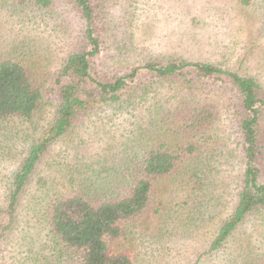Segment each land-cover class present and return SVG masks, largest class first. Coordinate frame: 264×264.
Returning <instances> with one entry per match:
<instances>
[{"label": "rangeland", "instance_id": "rangeland-1", "mask_svg": "<svg viewBox=\"0 0 264 264\" xmlns=\"http://www.w3.org/2000/svg\"><path fill=\"white\" fill-rule=\"evenodd\" d=\"M52 1L49 8L33 9L0 0V55L23 60L46 79L42 105L30 122L11 118L0 124V206L30 139L50 122L58 101L48 75L69 53L85 45L76 6L69 0ZM90 1L99 43L91 65L98 76L123 75L151 61L207 62L253 78L264 96V0ZM149 78L140 75L142 82ZM205 82L208 87L195 90L179 89L170 82L150 84L146 95L133 102L85 116L51 147L40 165L38 172L46 185L24 195L19 221L0 242V264H46L51 247L34 203L37 197L66 184L64 173L73 169L90 174L120 166L123 151L147 143L152 107L164 112L180 100L197 103L204 98L216 108L210 138L200 146L201 155L195 161L199 180L185 178L186 185L177 177L174 184V194L177 191L180 201L189 205L173 224H167V218L143 215L141 221L127 227L114 249L128 253L133 264H252L260 258L264 254V211L245 218L223 248L212 255L204 252L215 226L236 202L244 167L230 106L220 105L224 98L221 86L218 81ZM156 126L159 128L157 122ZM260 163L264 180V160ZM171 184L159 179L154 188L159 194L163 193L161 185Z\"/></svg>", "mask_w": 264, "mask_h": 264}, {"label": "trees", "instance_id": "trees-1", "mask_svg": "<svg viewBox=\"0 0 264 264\" xmlns=\"http://www.w3.org/2000/svg\"><path fill=\"white\" fill-rule=\"evenodd\" d=\"M12 1L16 6L33 9H45L53 4L52 0ZM69 2L76 6L83 21L85 45L69 53L58 69L48 75L58 92V101L50 122L30 139L26 154L7 183L0 206V242L19 221L26 192L41 191L46 185V179L38 171L51 147L72 132L85 116L104 107H121L125 102H133L146 95L150 84L170 82L179 89L195 90L208 87L209 83L204 80H210L218 81L217 86H221L224 98L220 105L230 106L231 123L239 132L244 154L236 202L227 217L215 226L204 251L212 255L225 246L245 218L264 211L260 163L264 160L261 86L251 77L220 66L184 60L151 61L123 75L98 76L91 65L99 50L94 6L90 0ZM141 74L150 77L148 84L140 81ZM43 77L23 60L10 54L0 55V124L11 118L31 121L44 98L46 79ZM215 108L206 98L197 103L180 100L164 112L152 107L147 143L123 151L120 166L93 170L90 174L70 169L63 175L66 184L37 197L34 206L51 247L46 264H133L128 253L115 250L114 245L124 237L127 227L141 221L143 215L167 218V224L181 217L189 204L180 201L177 191L174 194L175 178L182 177L186 185L185 178L199 180L195 161L201 155L200 146L210 138ZM159 179H167L172 184L161 185L163 193L158 194L154 187ZM202 218H206L204 214ZM252 264H264V254Z\"/></svg>", "mask_w": 264, "mask_h": 264}]
</instances>
